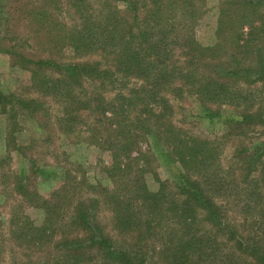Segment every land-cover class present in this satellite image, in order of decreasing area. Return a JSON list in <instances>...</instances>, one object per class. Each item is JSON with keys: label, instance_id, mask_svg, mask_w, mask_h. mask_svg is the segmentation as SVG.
<instances>
[{"label": "trees", "instance_id": "trees-1", "mask_svg": "<svg viewBox=\"0 0 264 264\" xmlns=\"http://www.w3.org/2000/svg\"><path fill=\"white\" fill-rule=\"evenodd\" d=\"M119 1L127 4L129 18L92 0H0V47L5 42V53L33 66L30 86L59 101L56 120L66 132L73 131L81 110L98 114L99 125H89L90 138L99 135L100 143L103 129L101 142L112 157L104 166L105 185L66 172L49 199L29 198L24 186L16 187L42 217L36 224L25 212L12 211L3 240L26 245L39 264H147L153 256L161 264H198L200 256L214 260V227L240 255L264 264L258 235H264V138L234 146L224 165L220 142L188 137L172 123L169 100L185 93L230 106L238 119L226 121L264 131V0H219L216 41L210 46L199 44L194 33L205 0ZM17 24H25L46 56L18 51ZM64 49L73 60H59ZM88 82L116 93L83 98ZM42 106L39 99L0 90V112L11 120ZM210 114L221 117L218 111ZM148 135L164 141L168 157L184 168L172 195L164 186L152 192L145 184L150 157L142 143ZM225 203L244 217L259 207L257 234L230 228L222 214ZM100 207L111 213L116 233L131 239L134 234L135 244L115 246L96 220Z\"/></svg>", "mask_w": 264, "mask_h": 264}, {"label": "rangeland", "instance_id": "rangeland-1", "mask_svg": "<svg viewBox=\"0 0 264 264\" xmlns=\"http://www.w3.org/2000/svg\"><path fill=\"white\" fill-rule=\"evenodd\" d=\"M92 1L103 10H105L104 6L110 5L112 8H116L121 15L128 18L130 16L127 4L122 1ZM218 5L219 0H205L201 3L202 7L196 19L194 33L197 42L203 46L213 45L216 41ZM14 29L18 35L17 42L19 43L17 44L21 45L19 52L32 54L37 58L47 55L44 45L36 44V41L31 37L33 33L29 32L25 24H17ZM5 44L3 42V47H0V90L8 94L39 99L44 103V106L34 114L22 112L15 120H11L8 114L0 112V220L2 223L0 227V264H39L35 259L36 255H29L31 250H26V245L17 247L15 245L17 243L11 238L3 240L7 238L10 231L8 223L11 212L13 211L14 215L17 212H25L32 221L39 224L42 213L32 207L33 203L26 198V195L30 194L29 198L39 195L49 199L50 192L58 188L65 180L64 178H67L66 172L75 176L78 181L83 179L91 183L99 181L100 184L105 185L108 183V178L104 166L111 163L112 157L101 142L105 137L103 129L99 130L100 133L103 132L100 134V143L98 142L99 135L94 137L96 140L90 138L89 125L97 127L99 124L95 123L94 119L99 120L100 116L87 110H81L73 131L66 132L56 120L60 117L59 112L62 105L59 101L48 95H42L30 86L33 66L5 53L2 49L5 48ZM59 60L69 62L73 60V55L69 49H64ZM134 86L133 83L129 84L127 89H124L125 92ZM261 90L264 91V86ZM82 91L85 92L83 98L97 92L104 93L106 97H111L116 93L114 90L103 92L94 82L85 83ZM169 96H171L169 100L172 105V123L188 137L193 136L220 142L222 144L220 157L224 165L234 146H251L264 138V131L260 127H243L226 121L231 117L238 119L235 116L236 110L230 106L203 103L193 95L185 93L179 98ZM44 108L45 110H43ZM262 110H264V102ZM217 111L221 117L210 118V113L216 114ZM145 139L146 142L142 143V147H146L145 150L147 149L150 157L143 173L145 184L152 192L164 186L166 191L172 195L173 192H177L176 187L180 184V176L183 174L184 168L180 162L168 157V148L164 141L161 142L154 135H148ZM19 186H24L26 195L18 194L16 187ZM259 187L263 191L260 182ZM222 214L225 223L233 230H237L245 236L255 235V221L259 216V207L256 213L244 217L239 214L232 203H225L222 207ZM69 215L70 212L67 214V218ZM96 220L103 225L105 233L114 241L115 246L126 247L135 244L134 234L131 239L128 235L116 233L111 213L106 208L100 207L96 213ZM64 223L69 222L65 219ZM201 224H204V228H210V225L205 224L202 218ZM218 230L214 227L211 230L212 234L218 238V245L214 244L218 250L213 256V262L205 256H200L197 260L198 264H227L225 260H229V256L232 258L230 259L231 264L233 262H235L233 264H256L251 257L240 255L231 246V243L226 242L222 232ZM258 235L261 236L260 242L264 245V235L262 233H258ZM36 254L41 255V253ZM147 264L161 263L158 262L157 256H153L152 261L149 258Z\"/></svg>", "mask_w": 264, "mask_h": 264}]
</instances>
